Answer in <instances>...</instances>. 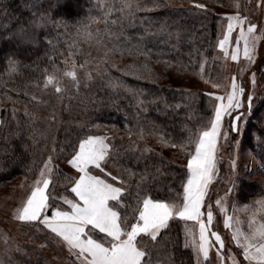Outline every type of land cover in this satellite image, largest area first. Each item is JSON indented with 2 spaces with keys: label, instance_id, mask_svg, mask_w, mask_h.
I'll return each instance as SVG.
<instances>
[{
  "label": "trees",
  "instance_id": "obj_1",
  "mask_svg": "<svg viewBox=\"0 0 264 264\" xmlns=\"http://www.w3.org/2000/svg\"><path fill=\"white\" fill-rule=\"evenodd\" d=\"M121 2L0 0V186L18 176L35 175L49 156L54 137L59 141L53 142L57 150L62 144L64 152H70L65 149L68 142L77 144L78 138L90 135L89 127L105 126L112 129L109 128L108 137L119 152L115 160L120 165L115 166L113 158H109L106 167L113 176H119L114 181L128 189L122 194L124 203L129 206L128 212L135 206L138 185L153 199H167L182 192V182L186 179L182 155H176V160L168 158L162 150L152 149L145 142L182 145L190 131L210 118L212 99L206 92L175 85L167 70L203 71L213 81L221 79L223 60L215 45L220 31L218 24L224 23L220 20L222 14L213 8L215 3L201 9L195 1L159 0L163 7L155 9L149 0L148 8H141L135 22H129L119 11L106 7L111 4L119 9ZM239 3L245 15L246 0ZM90 17L96 19L89 30L93 34L96 30L103 32L102 43L77 36L78 24L87 23ZM201 25L205 27L201 29ZM165 27L172 33L171 37L164 32ZM144 45L150 50L147 57L133 52L137 46L143 48ZM73 63L81 81L78 89L71 78L64 75L73 70ZM129 66L142 70L130 74ZM252 72L259 83L252 101L254 114L249 115L245 101L240 131L232 132L230 121L226 119L224 129L229 130V137L219 140V145L227 143L236 166L240 165L237 163L240 162L237 160L240 146L245 143L264 165V54ZM49 75L59 78L61 87L67 91L58 94L55 86L46 85L45 77ZM128 89L144 90L145 94L133 95ZM40 107H50L54 117L64 122L54 137H45L40 132V122L35 115ZM30 115H34V121L29 119ZM56 127L53 126V131ZM125 134L129 138H125ZM131 136L140 139L135 142L136 147L130 142ZM26 165L33 167L31 173L26 174ZM232 167L233 164L225 160L217 167L211 192L221 191L220 187L228 179L230 194L241 199L245 184ZM59 170V179L53 174L58 188L55 194L69 195L70 184L66 191L63 180L67 174ZM253 185L252 189H258ZM120 207L122 209L123 205ZM185 230L184 221L172 222L157 245L159 254L168 262L171 256L172 264H198L191 248L184 247ZM144 243L151 247L149 240L145 239ZM154 253L155 250L153 256ZM45 257L56 264L54 259Z\"/></svg>",
  "mask_w": 264,
  "mask_h": 264
},
{
  "label": "snow or ice",
  "instance_id": "obj_2",
  "mask_svg": "<svg viewBox=\"0 0 264 264\" xmlns=\"http://www.w3.org/2000/svg\"><path fill=\"white\" fill-rule=\"evenodd\" d=\"M148 2L149 0H122L119 9H114L111 4L106 7L119 11L129 22H135L137 12L141 8L147 9ZM150 2L152 8L163 7L159 0H150ZM198 7L204 9L205 6L199 4ZM236 7L239 8V5L237 4ZM95 19L90 17L87 23H79L77 36L95 39L99 44L104 41V33L96 30L93 34L89 30V25ZM220 20L226 23L218 24L220 31L217 33L215 46L223 51L225 57L230 56L232 61L240 58L242 50L243 57L249 62H254L257 42L260 39L255 31L257 24L252 23L251 17L242 15L240 11L222 14ZM200 27L203 29L205 26ZM234 31H236L235 46L230 48ZM164 32L171 37L172 33L167 31V27L164 28ZM179 40V29H177V43ZM137 51L147 57L150 50L144 45L143 48L137 46V49H133V52ZM104 59H107V56ZM79 67L83 68L84 65ZM142 67L146 69L147 66ZM200 67L203 69L204 64L201 63ZM75 69L76 65L73 63V70L65 72L64 75L70 77L78 89L81 81ZM141 70L136 66H129L130 74L139 73ZM86 75L91 80L90 74L86 73ZM255 80L253 73L252 83H255ZM208 82L212 83L213 88L223 87L225 91L223 94L215 91L206 93L213 99L211 116L202 126L190 131L181 145L187 154L186 179L182 182V192H177L167 199H153L138 185L135 206L131 212H128L129 206L124 203L122 196L128 189L118 187L106 178L111 177L112 180L119 178L113 176L106 167L109 158H113V164L120 167L115 160L119 152L108 136L86 134L78 138L77 144L70 141L65 145V149H70L67 164L76 170V175L63 176L64 187L67 191L70 184V192L75 194V198L70 195L55 194L58 188L53 180V174L56 173L59 179L60 170L53 163V156L49 155L43 161L44 166L40 168L36 179L31 182L26 197L13 210V218L25 225H35L37 232L47 231L54 235L67 247L69 254L76 257V264H154L153 252L163 232L168 230L172 222L190 221L193 222L194 227L186 228L184 247L191 248L198 264H206L210 250L215 248L220 264H224L225 240L218 231L212 230V205L207 207L206 219L204 205L209 185L218 171V141L221 136L225 139L229 137V130L223 127L225 118H229L230 130L238 133L239 121L242 118L240 109L245 105L243 97L246 89L242 86V82H238L235 75L231 77L228 85L211 79ZM45 84L55 86L58 94L67 91L66 88L61 87V80L56 76L45 77ZM128 90L137 96L145 94L144 90ZM253 99L254 93L249 92L246 98L249 115L254 114ZM29 119L34 121V115H30ZM17 124L19 126V122ZM128 131L131 135V127ZM143 132L141 128V136ZM112 139L114 140L115 137ZM35 164L36 161L33 160V165ZM233 168H235L234 162ZM96 169L100 170V175L93 174ZM32 171L33 167L26 165V174ZM216 204L221 212H225L223 200L218 199ZM121 205H123L122 209ZM244 210L248 215L247 231L241 227H234L231 223L233 217L227 215H225V227L232 228V239L242 249L247 264H264V196L250 205H245ZM195 226H198V231ZM145 239L151 242V247L148 243H144ZM20 250L19 247L15 249V251ZM201 257L203 260H200ZM229 259L232 260V264H240L234 255ZM0 264H13V261L0 260ZM155 264H160L158 259L155 260ZM168 264H172L171 256Z\"/></svg>",
  "mask_w": 264,
  "mask_h": 264
},
{
  "label": "rangeland",
  "instance_id": "obj_3",
  "mask_svg": "<svg viewBox=\"0 0 264 264\" xmlns=\"http://www.w3.org/2000/svg\"><path fill=\"white\" fill-rule=\"evenodd\" d=\"M191 2L195 1L197 4H207L214 5L212 0H189ZM217 2L213 8L221 14H231L236 11H240V0H216ZM239 5V8L236 5ZM245 5V15L251 17V22L257 24L256 34L260 37L257 42L256 56L254 62H249L246 58L243 57L242 50L240 58L237 61H232L230 56L225 57L221 49L218 48L220 56L223 60V74L221 79L214 82H220L223 85H228L230 79L233 75L236 76L238 82H242V86L246 89L244 93V100L246 101L247 94L249 92L256 93L259 90L258 80H255V83H252L251 77L253 74V68L259 63L262 55L264 54V0H246ZM242 14V13H241ZM226 23V21H224ZM235 35L236 31L233 33L232 40L230 42V48L235 46ZM242 49V44H241ZM171 68L167 70L168 76L172 79V83L180 86H187L194 90L208 92H218L223 94L225 89L222 87L220 89H215L212 86V83H209V77L204 75L203 71H184V72H175ZM212 99V98H211ZM213 104V99H212ZM243 108V107H242ZM240 109V112L242 111ZM35 113V112H34ZM37 120L40 122V132L43 133V136H51L59 132L61 126L64 124L62 120H59L57 117H54V111L50 107H40L36 112ZM229 119L228 117L225 118ZM224 121V122H225ZM53 122V123H52ZM57 126L53 131V126ZM224 127V124H223ZM110 127L105 126H95L89 127L90 135H106L108 136V131ZM111 129V128H110ZM112 130V129H111ZM125 138H129V135H123ZM221 140L224 137H220ZM220 140V139H219ZM55 141V142H54ZM59 141L55 140V137L52 141V146L50 148L49 155L53 156V163L58 165L67 175H76V170L73 169L70 165L67 164V159L70 158L69 152H64L62 144H59L60 149L57 150L56 144L54 143ZM131 144L136 147L137 143L140 142V139L137 137L131 136ZM222 142V141H221ZM142 144V142H141ZM146 146H149L153 149H160L164 152L165 156L172 159H177L176 155H182L181 163L185 166L187 164V154L181 145L174 146L169 144H163L156 141H147L145 142ZM64 152V153H63ZM59 153V154H58ZM63 154V155H62ZM60 155H62L60 157ZM47 159V158H46ZM225 163L233 164L234 154L230 153L227 148V143L219 145L218 141V152H217V167ZM237 160L240 162V165H235L234 172L236 175H239L245 184L242 185L243 190L240 194L243 196L241 199L236 198L230 194L229 189L230 183L228 179H225V185L220 187L221 191L211 192L213 189L214 179L211 181L208 189V194L206 196V202L204 205L205 219L208 205H212L213 208V224L212 230L218 231L222 238L225 240V248L223 249L224 255V264H232V260L229 259L230 256L234 255L235 259L240 262V264H247V261L244 260L242 255V249L235 244L232 239V228L225 227V215L233 217L231 223L234 227H241L243 230H248V215L244 210L245 205H250L253 201H256L261 196H264V165L262 166L259 163V160L255 158L254 154L251 152L246 143L240 146V152L238 153ZM44 165L40 166L42 168ZM38 172L32 177H23L18 176L12 180L7 181L0 186V260H9L13 261V264H52L46 259H54L56 264H76V257L69 254V251L65 245L62 244L54 235L45 232H37L35 225H25L23 222H18L13 218V210L22 202L26 197V194L29 191V186L33 180L36 179L39 174ZM98 170V169H97ZM95 170L93 174L100 175V172ZM217 174V173H216ZM109 179V182L115 183L116 186L121 187L119 182L110 179L111 177H106ZM214 182V183H213ZM253 183L255 187L252 189ZM257 184V185H256ZM251 187V188H250ZM225 188V189H223ZM223 189V190H222ZM244 190L246 192H244ZM248 192V193H247ZM215 193V194H214ZM227 194V196H226ZM72 198H75V194H69ZM221 199L224 201L225 212H221L219 206H217L216 201ZM60 204H63L62 201H59ZM50 214V213H49ZM237 220L239 223H237ZM185 229L194 227L193 222H184ZM198 231V226H195ZM45 238H44V237ZM47 236V238H46ZM19 247L20 251H15ZM7 250V254H6ZM159 250L155 249L154 253V264L155 260H159L160 264H168V259L159 254ZM200 260H203L201 257ZM208 264H220V259L216 254V249L213 248L210 250L209 258L207 260Z\"/></svg>",
  "mask_w": 264,
  "mask_h": 264
}]
</instances>
